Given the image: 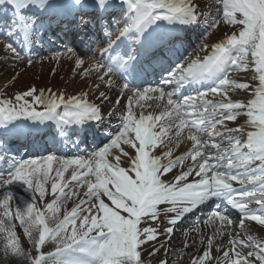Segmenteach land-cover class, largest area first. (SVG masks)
Masks as SVG:
<instances>
[{"label": "snow or ice", "instance_id": "obj_1", "mask_svg": "<svg viewBox=\"0 0 264 264\" xmlns=\"http://www.w3.org/2000/svg\"><path fill=\"white\" fill-rule=\"evenodd\" d=\"M215 2L222 6V10L217 9V17L209 27H215L222 19L228 25L237 26L236 30L213 44L210 53L202 60H193L187 67L180 65L178 78L176 73H172L169 79L161 82V85H167L175 80L177 88L173 90L165 91L163 86L133 90L125 83L124 89L134 95L129 99L127 114L121 118L118 134L106 147L87 158L61 159L48 155L43 158V163L14 159L9 162L8 177H0V185L10 186L22 182L43 198L44 185L51 181L52 193L55 195L59 190V195L57 200L47 205L50 212L54 211V206L61 198L75 195L71 189L65 191L69 181L64 180V173L69 168L72 169L70 181L74 182V186L86 184L85 195L89 199L81 201L54 229L44 224L43 215L36 212L34 205H27L23 212L18 207L16 219L20 220L21 225L25 224L26 218L29 220L25 232L38 253L29 257L16 238L8 209L13 197L6 189L0 194V205L4 209L2 215L8 217L7 220H0V231H6L8 235L6 252L10 250L13 255L22 256L30 264H144L139 250L141 246L147 241L158 239L162 233L171 237L183 215L196 210L208 200L227 201L238 210L241 226L245 220L264 226V0ZM109 3L110 0H97L101 10ZM121 3L130 9L129 20L121 28L117 40H109L99 59L91 62L86 70V73L94 71L101 83L109 87L111 81L108 77L126 68L132 60V57L125 59L115 52V46L123 37L133 31L143 32L156 21L181 25L198 23V15L201 14L196 0H121ZM73 4L81 7L84 0H73ZM0 5L10 6L15 13L6 25L7 35L18 38L23 48L8 42L6 51L19 59L29 43H38L40 30L37 25L41 22L40 16L54 8L53 0H0ZM84 63L83 59H77V67ZM250 65H254V73L259 81L253 98L247 101L231 99L229 93L233 89H248L249 85L231 79L230 71H248ZM201 80L211 83L194 95L174 98L185 83ZM153 93L159 95L153 97ZM212 94L220 95L222 99L214 103L207 99ZM99 96L102 100L107 99L105 92H100ZM153 98L159 101L166 99L165 104L158 105L161 107L160 113L154 115L141 111L137 117L133 104L143 110L146 105L141 101ZM36 106H42L43 110L38 111ZM100 113L101 109L96 104L88 103L83 96L68 99L54 93L45 96L43 91L37 94L35 88L15 95V103L0 99V126H6L21 117L40 122L54 121L64 126L84 124L91 120L102 122ZM241 117L247 118L245 123L252 129L247 131L246 140L241 139L244 135L243 126L227 127L225 124L226 121L238 122ZM218 128L223 130L217 131ZM186 129L191 150L172 159V145L174 142L179 144ZM206 132L208 137L202 138ZM211 137L222 139L210 143ZM121 143L135 149L128 169L119 166L121 155H129L120 147ZM225 143L228 146L221 148ZM159 145H163L166 150L161 156L151 155L152 150ZM209 148H215L219 155L208 152ZM113 149L119 150L120 154L111 151ZM109 154L116 163L106 159ZM165 159L167 163H162ZM189 159L192 163L175 177V183L162 181L161 176L173 168L182 167ZM256 161H259V165L252 167ZM131 174H134V178ZM189 176L194 177L191 182H187ZM232 181H237L242 187L234 188ZM246 183L252 184V188L243 187ZM102 197H106L111 206ZM161 203L171 204L173 207L169 211L176 212V217L169 222L170 226L163 230L140 227L142 222L157 220V206ZM253 203L259 207L250 208L249 205ZM34 213L35 221L43 225L38 239L33 238L28 230L35 223L31 221ZM208 214L212 218L218 217L222 222L233 223L230 217L220 212L218 203ZM77 220H80L79 228L75 227ZM69 224L73 225L70 232ZM47 239L54 241L56 247L45 254L40 249ZM229 242L236 258L233 259V255L225 251V264H252L247 257L253 256L260 264H264V243L252 241L251 238L247 241L231 239ZM208 244L210 250L211 239ZM237 246L248 249L247 255L235 251ZM155 251L158 249L154 248L153 253ZM209 257L210 251H205L202 256L195 258L193 264H205V258ZM159 264H167V261L160 260Z\"/></svg>", "mask_w": 264, "mask_h": 264}, {"label": "rangeland", "instance_id": "obj_2", "mask_svg": "<svg viewBox=\"0 0 264 264\" xmlns=\"http://www.w3.org/2000/svg\"><path fill=\"white\" fill-rule=\"evenodd\" d=\"M6 43L2 42L0 45V60L2 58V55L4 54L5 56L12 55L11 53H8L6 51ZM65 53V52H63ZM55 54H61L55 53ZM53 54L47 55L45 57H42L40 59H36L35 61L25 64L24 62L17 61L15 58L14 61V66H22L23 70L25 72L22 73V76H19L18 78L15 79L16 76H13V73L10 68L6 67L5 65H2L4 63H0V84H4V86H8L7 88V95L10 96L9 93L13 94H19L22 92V90L25 89H30V88H35L37 94H39L41 91H44L45 96H48L50 94H55L57 96H67V95H73L82 88H84V85H81L80 83L84 81V75L81 74V77L79 76L80 79H78V82L71 87H69V83L72 79H75V74L72 73V69H70V61L65 60L62 61L59 64H55V66H52V57ZM64 57H67L64 56ZM62 58V57H61ZM41 60V61H40ZM22 64V65H21ZM31 64V65H30ZM72 64V63H71ZM23 80L26 81L24 86H21V83ZM85 88L88 87V81L89 79L85 80ZM11 84H14L12 87H10ZM19 84V85H18ZM17 87V88H15ZM12 88V90H10ZM250 89V88H248ZM10 90V91H9ZM49 90V91H48ZM247 89H236L232 93L233 96L239 97L244 99V94L247 93ZM73 97V96H71ZM0 177L6 179L7 177L1 176ZM2 186V185H0ZM45 187V196L41 198L39 196V193L28 188V186L21 184L18 186H14L12 189L10 187L3 188L0 190V194H3L5 190L12 195L13 199L9 201L8 209L9 213L11 216V222L14 225V231L16 238L19 240L21 248L24 250L25 253L28 251H32V254L35 253V248L32 243V239L29 238L27 233L25 232V228L28 227L29 220L26 218L25 224L21 225L20 220L16 219V210L19 207L20 210L23 212L26 210V206L29 204L34 205V208L36 212L46 216L49 214L50 222L54 223L57 221V218L59 217V214L62 212L66 211L68 208H70V204H74L76 200H74V195L71 196L70 198H61L59 203L54 206V211H57L58 213H49L50 211L47 210V205L50 203H53L55 200H51V196H53L52 190H51V181L46 183L44 185ZM69 188H65V190H68ZM87 189L86 187L83 189L82 192H78L80 195H84L86 193ZM76 198V197H75ZM57 200V199H56ZM50 201V202H49ZM93 203H95V200H92ZM2 206V205H0ZM85 208L88 207V205L83 206ZM94 210V209H93ZM4 209H0V220H7L8 217L2 215ZM87 213H81V215H86ZM35 213L31 217V221L35 222ZM80 223V220H77ZM79 228V226H77ZM33 238L38 239L39 235L37 232L36 224L28 229ZM264 234V232H263ZM8 240V235L6 231H0V264H17L21 256H15L11 253V251H5V246H6V241ZM220 242L216 243V245H219ZM158 249V251H155L153 253V248L150 249L148 246V253L147 257L148 259L154 261L159 255L156 254V252H159L162 247H155ZM150 249V250H149ZM218 248L214 251V253H211V255H217L218 253ZM151 253V254H150ZM164 257V255H161ZM191 254L185 256V259L183 261V264H187V261L191 258ZM221 257V255L219 256ZM195 258V257H193ZM234 257L233 259H235ZM211 260H208L205 262V264H210ZM254 263V262H253ZM193 264V263H192Z\"/></svg>", "mask_w": 264, "mask_h": 264}, {"label": "bare ground", "instance_id": "obj_3", "mask_svg": "<svg viewBox=\"0 0 264 264\" xmlns=\"http://www.w3.org/2000/svg\"><path fill=\"white\" fill-rule=\"evenodd\" d=\"M17 72H21L22 71V69L19 67V68H17V70H16ZM78 82V81H77ZM76 82V79H74L73 81H70V83H69V87H71L72 85H74V84H76L77 83ZM81 85H84L85 83L84 82H81L80 83ZM2 85V84H1ZM81 93V92H80ZM1 156H4V154L3 153H0V157ZM5 157V156H4ZM8 157V156H7ZM211 224H215V223H218V224H221V225H223V226H227V222H222V221H220L219 219H218V217L217 218H212L211 217ZM224 231H226L227 232V230H224ZM175 236H177V234L175 235Z\"/></svg>", "mask_w": 264, "mask_h": 264}]
</instances>
